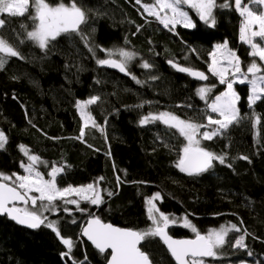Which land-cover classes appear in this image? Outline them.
Returning a JSON list of instances; mask_svg holds the SVG:
<instances>
[{"label": "trees", "instance_id": "16d2710c", "mask_svg": "<svg viewBox=\"0 0 264 264\" xmlns=\"http://www.w3.org/2000/svg\"><path fill=\"white\" fill-rule=\"evenodd\" d=\"M50 2L55 4L59 0ZM78 3L92 10L88 24L81 26L89 45L137 53L128 69L144 83L137 84L131 76L99 66L79 36L58 37L53 42L55 46L45 53L25 39V30L20 28L23 23L31 30L30 19L6 17L9 23L0 32L17 45L26 59L12 57L0 70V131L8 137L5 149L0 150V172L23 174L20 163L27 162L19 149L23 144L30 154L38 155L49 166L64 167L57 177L60 187L94 184L105 203L97 207L81 201L80 207L87 208L104 223L137 231L149 228L146 199L159 192L162 200L156 201V205L160 210L170 217L187 216L201 234L221 225L236 224L241 232L230 231L226 238L234 243L236 237L248 233L244 238L247 249L226 243L218 250L220 259L214 261L209 257L208 262L264 264V99L249 108L248 86H235L241 97L237 107L247 118L230 126L223 136L201 140L202 147L226 154V161H214L212 169L197 176H189L176 167L186 142L175 129L159 122L143 126L139 123L149 113L162 111L206 123L209 111L196 89L214 84V97L226 88L208 71L209 53L214 46L227 41L245 65L252 59L249 47L239 38L242 18L235 11L217 9L215 27H208L192 14L196 28L176 26L170 31L135 0ZM20 39L25 42L19 43ZM193 48L195 52L191 51ZM95 56L106 58L99 48ZM112 58L118 59V55ZM170 60L202 71L209 79L199 81L184 75L170 66ZM144 61L153 67L142 68ZM152 76L158 78L153 80ZM92 95L101 98L88 107L97 126L91 123L86 127L85 142H81L76 139L83 126L76 101ZM141 104L142 107H136ZM257 116L261 118L259 125L255 124ZM241 156L248 159H240ZM40 170L46 173L49 169L41 165ZM117 176L122 181L119 185ZM100 177L104 179L96 184ZM108 192L114 195L108 196ZM57 203L58 214L45 215L59 221L62 236L76 242L72 256L77 261L86 256L85 264H106L109 254H101L81 238L82 228L91 216L77 211L75 205ZM73 219L76 223L71 222ZM169 233L175 239L195 238L181 226L170 227ZM141 246L155 264H175L158 238ZM249 250L251 257L247 255ZM65 251L50 229L41 226L27 230L0 217V264H72L61 256Z\"/></svg>", "mask_w": 264, "mask_h": 264}, {"label": "snow or ice", "instance_id": "6c2138e0", "mask_svg": "<svg viewBox=\"0 0 264 264\" xmlns=\"http://www.w3.org/2000/svg\"><path fill=\"white\" fill-rule=\"evenodd\" d=\"M135 2L149 16L155 17L170 31L174 30L177 25L186 29L197 27L185 7L195 10L199 19L208 27H215L214 12L217 9L235 11L242 18L239 38L241 42L249 46L248 54L252 59L245 65L237 52L229 47L227 41L215 45V50L209 53L211 64L208 71L212 76L218 78L220 84L225 85L226 90L212 97L211 92L215 88L214 84L197 88V95L206 103L211 112L205 116L206 123L192 119L185 120L168 111L149 113L139 121L141 126L155 122L162 123L169 129H175L187 141L182 149L183 154L176 164L181 172L189 176H197L212 169L214 161L225 164L226 154H217L208 150L207 147H202L201 140L210 141L215 137L223 136L230 126L239 124L247 118L241 115L240 109L237 107L241 97L234 90V84L247 83L250 86L249 108L257 101L264 99V0H219V2L218 0H153L152 3L135 0ZM91 14L92 10L86 9L78 3V0H69L68 3L59 0L55 4L50 0H0V30L5 29L9 23L6 17L30 19L32 21L31 30H28V26L23 23L20 24V28L25 30V39L32 41L45 53L55 46L53 42L57 41L58 37L79 36L99 66L115 68L119 72L131 76L137 84L143 85L144 82L138 80L128 69L129 63L136 59L137 53L124 48L114 52L111 49L101 48L99 45H89L88 35L81 26L88 24ZM140 27V25L137 26V31L140 30ZM24 42V39L19 40L21 44ZM125 43H128L127 38H125ZM96 48L105 52L106 58L96 57ZM191 51L195 52L196 49L193 48ZM113 55H118L120 59H113ZM12 57L26 59L17 45L10 42L7 36L0 32V70H4L8 60ZM168 63L176 71L186 73L197 80L207 81L209 79L204 72L192 67L181 66L171 60ZM141 67L149 69L153 65L144 61ZM157 78L156 76L151 77L153 80ZM13 79H17V77H13ZM100 99L98 95H92L87 100L76 101V106L83 118L80 136L76 137L81 142H85L83 140L84 129L88 127L89 122L91 121L93 127L97 126L88 107L96 104ZM142 106L141 104L136 107ZM260 123L261 118L257 116L255 124L259 125ZM201 129L205 130L201 131ZM7 143V135L0 131V150H4ZM19 149L27 157V162L21 161L20 163L25 174L0 172V216H6L17 225L29 229H38L41 226L50 229L66 248L61 256L67 257L72 264H85L87 257L85 256V260L77 261L72 256L76 242L62 236L58 227L59 221L50 220L45 215V213L58 214V201L75 205L77 211L91 216L86 226L82 228L81 234L87 237L101 254L111 250L110 254L105 257L107 264H155L151 254L144 251L141 246L142 242L153 238H159L175 264H206L203 258H218L221 254L218 250L222 249L226 243L235 248L247 249V245L244 243L245 235H248L246 231L236 237L234 243L232 240L226 239L230 231L241 232L236 224H231L230 227L221 225L219 229H210L207 234H201L187 216L181 218L180 226L190 229L195 234V238H173L169 233V228L177 225L178 219L165 214L156 205L155 201L162 200L159 192L146 199L147 215L151 221L149 228L137 231L102 223L100 218L89 213L87 208L80 207L81 201L97 207L105 203L103 196L94 184L60 187L57 177L64 171V167L55 164L49 166L38 155L30 154L29 149L23 144L19 145ZM239 158L248 159L246 156ZM41 165L49 170L46 173L41 171ZM227 166L231 167V164ZM103 179L100 177L96 184ZM116 179L117 185L122 183L119 176ZM107 195L112 196L114 193L108 192ZM73 196L79 199H69ZM17 205H23V207ZM63 211L69 215L72 214L68 208H64ZM71 222L76 223L75 219ZM247 255L251 257L253 253L249 250ZM256 264H260V262L257 261Z\"/></svg>", "mask_w": 264, "mask_h": 264}, {"label": "rangeland", "instance_id": "374dc122", "mask_svg": "<svg viewBox=\"0 0 264 264\" xmlns=\"http://www.w3.org/2000/svg\"><path fill=\"white\" fill-rule=\"evenodd\" d=\"M185 10L186 11H188V13H189V15H190V17L193 19V17H192V14H194L198 19H199V16L197 15V13H196V11L195 10H193V9H190V8H187V7H185ZM162 15H163V13H162ZM200 20V19H199ZM194 21V20H193ZM201 21V20H200ZM201 22H203V21H201ZM204 23V22H203ZM205 24V23H204ZM241 25V24H240ZM177 26H181V25H177ZM181 27H183V26H181ZM184 28V27H183ZM243 43V42H242ZM248 46V45H247ZM249 47V46H248ZM215 50V46H214V48H213V51ZM212 51V52H213ZM118 59H120V57L118 56ZM117 59V60H118ZM210 64H211V56H210ZM209 64V65H210ZM241 85L240 83H236V84H234V90H235V86L236 85ZM245 85H247L248 86V89H249V94H250V86L247 84V83H244ZM204 86H206V85H204ZM201 87V86H200ZM199 88V87H198ZM197 90V89H196ZM225 90H226V88H225ZM224 90V91H225ZM223 91V92H224ZM236 91V90H235ZM196 94H197V92H196ZM198 96V95H197ZM198 98H199V96H198ZM200 99V98H199ZM201 100V99H200ZM202 102H204L203 100H201ZM205 103V102H204ZM208 109V108H207ZM208 111H209V114H211V112H210V109H208ZM78 112H79V115H80V110L78 109ZM212 115H215V114H212ZM80 117H81V115H80ZM81 119H82V121H83V118L81 117ZM89 125H91V121L89 122ZM88 125V126H89ZM205 129H201V131H204ZM186 143H187V141H185ZM183 154V153H182ZM23 174H25L24 172H23ZM69 198H74V199H79L78 197H75V196H73V197H69ZM155 203H156V201H155ZM18 207H23V206H18ZM148 208V205H147V203H146V209ZM178 219V224L177 225H175V226H180L181 224H182V219H179V218H177ZM172 227V226H171ZM182 227V226H181ZM227 227H230V226H227ZM184 228V227H183ZM185 229H187V228H185ZM187 230H189V231H191L190 229H187ZM192 233V236L193 237H195V234L193 233V232H191ZM208 233V232H207ZM206 233V234H207ZM212 258V257H211ZM212 259H214V261H217L218 259H220L219 258V256H218V258H212ZM205 262H206V264H219V263H216V262H213V263H211V262H208L207 260H205ZM239 264H249V263H239Z\"/></svg>", "mask_w": 264, "mask_h": 264}, {"label": "water", "instance_id": "95a60500", "mask_svg": "<svg viewBox=\"0 0 264 264\" xmlns=\"http://www.w3.org/2000/svg\"><path fill=\"white\" fill-rule=\"evenodd\" d=\"M106 67V66H105ZM107 68H109V67H107ZM109 69H111V70H113V71H115V72H117V73H120V74H124V73H121V72H119L117 69H115V68H109ZM181 73V72H180ZM182 74H184V75H187L186 73H182ZM187 76H189V75H187ZM191 78H193V77H191ZM193 79H195V78H193ZM195 80H197V79H195ZM200 81V80H199ZM17 206H23V205H17ZM0 217H6V216H0ZM7 218V217H6ZM8 219V218H7ZM90 219V218H89ZM88 219V220H89ZM9 221H11L10 219H8ZM87 220V221H88ZM87 221H86V223H85V225L84 226H86V224H87ZM12 223H14L15 225H17L15 222H13V221H11ZM102 222V221H101ZM102 223H104V222H102ZM105 224H110V223H105ZM112 225V224H111ZM18 227H20V228H23V229H27V230H35V229H29V228H27V227H25V226H21V225H17ZM83 226V227H84ZM114 226V225H113ZM114 227H116V226H114ZM81 233H82V231H81ZM81 238L89 245V246H91L93 249H95L96 251H98L96 248H95V246L91 243V241H89L88 239H87V237H85V236H83L82 234H81ZM159 239V238H158ZM143 243V242H142ZM165 247V246H164ZM165 249H166V247H165ZM110 249L109 250H107V252L106 253H108V254H110ZM166 251H167V249H166ZM99 252V251H98ZM168 252V251H167ZM106 253H104V254H106ZM170 255V254H169ZM172 258V257H171ZM204 260H208L209 259V257H205V258H203ZM173 260V259H172ZM174 261V260H173ZM174 263H175V261H174ZM107 264V263H106Z\"/></svg>", "mask_w": 264, "mask_h": 264}]
</instances>
